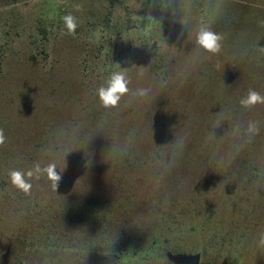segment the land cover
<instances>
[{"label":"rangeland","instance_id":"rangeland-1","mask_svg":"<svg viewBox=\"0 0 264 264\" xmlns=\"http://www.w3.org/2000/svg\"><path fill=\"white\" fill-rule=\"evenodd\" d=\"M117 72L128 92L105 108ZM250 90L264 96V0H0V264H264Z\"/></svg>","mask_w":264,"mask_h":264},{"label":"clouds","instance_id":"clouds-1","mask_svg":"<svg viewBox=\"0 0 264 264\" xmlns=\"http://www.w3.org/2000/svg\"><path fill=\"white\" fill-rule=\"evenodd\" d=\"M65 26L68 30V34H73L77 28L75 18L71 15L63 17ZM220 40L221 36L216 33L208 30L207 28H201L197 35V43L203 49L209 53H217L220 50ZM127 80L123 73L117 72L114 73L110 80L108 81L107 87H101L98 89V96L105 108H114L118 105L121 97L128 92ZM264 104V96H261L258 92L250 90L247 97L241 100V104L245 107L255 106L256 104ZM250 131L255 132L256 129L254 126H250ZM6 137L4 135L3 129H0V145L4 144ZM45 171L48 174V177L55 184L61 179V176L55 171V166H48ZM31 176L32 173L27 174ZM25 174L20 171H12L10 173L11 182L14 186L24 192H28L31 188L25 178ZM264 243V239H262Z\"/></svg>","mask_w":264,"mask_h":264},{"label":"water","instance_id":"water-1","mask_svg":"<svg viewBox=\"0 0 264 264\" xmlns=\"http://www.w3.org/2000/svg\"><path fill=\"white\" fill-rule=\"evenodd\" d=\"M167 258L174 264H199V255L174 256V255L168 254Z\"/></svg>","mask_w":264,"mask_h":264}]
</instances>
